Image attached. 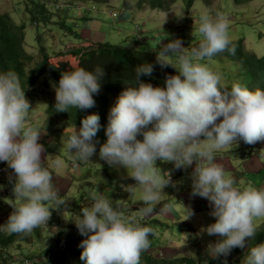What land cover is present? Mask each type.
<instances>
[{"label": "clouds", "instance_id": "9594fccd", "mask_svg": "<svg viewBox=\"0 0 264 264\" xmlns=\"http://www.w3.org/2000/svg\"><path fill=\"white\" fill-rule=\"evenodd\" d=\"M75 9L79 8L70 7L65 18L87 20L84 27L94 23L101 28L98 20L80 17L81 8L77 13ZM229 27L224 14L218 12L212 17L201 13L195 32L200 42L192 51L188 47L191 54L186 52L181 39L162 42L153 48L160 66H171L176 73L166 76V86L139 81L135 86L125 88L109 111L107 140L99 150L100 158L109 165L127 170L131 179L117 178L118 184H115L112 174L104 187L107 191H114L112 205L120 212L131 215L127 212L138 211L140 217L134 219L138 224L160 219L165 225L172 212L168 202H161V194L166 187H176L173 181L176 177L171 173L183 172L182 168L187 169L195 163L189 199L200 196L212 206L210 215L216 218L215 222L202 227L201 233L216 236L217 240L207 246L215 258L227 257L234 248H244L256 234V221L264 220V190L252 186L237 187L232 179L235 176H228L224 168L214 162L215 153L234 143L243 141L254 145L264 142V88L253 90L239 83H224L225 73L213 70L215 73L208 66L212 59L219 64L222 59L232 58L229 55L224 58L216 56L221 52L235 54V47H229L233 42L229 38ZM77 32L81 35L80 31ZM76 38L81 39V36ZM123 39L126 41L127 38L118 36V44ZM127 45L135 49L131 44ZM240 69L238 64V71ZM136 71L139 80L141 75L152 74L153 65H140ZM103 74L99 66L95 71H89L81 65L62 73L59 85L53 83L55 111L94 107L93 94L99 93ZM230 84L233 85L228 89L226 86ZM31 108L18 77L12 72L0 73V162H6L14 173L3 188L0 186V195L14 193V199L6 200L13 209L5 226L8 234L33 232L49 222L52 209L59 210L61 206L65 209L69 201L59 198L53 191L52 175L42 166L46 165L42 163L45 146L39 142L42 131L26 124ZM100 128L99 114L91 113L82 119L81 127L75 128L68 136L65 146L75 159L91 160L96 152L94 139ZM140 136L143 139H139ZM158 161L162 162L159 166L163 167L165 175L161 174ZM163 163H171L172 169ZM5 170L0 168V174L4 175ZM135 190L141 192L139 201L142 203L133 207L131 202L127 204L121 198V205H118L117 194L128 192L133 197ZM178 196L179 200L182 199L184 192ZM91 201L90 206L82 207L80 214H73L71 218L64 215L66 220L75 222L72 230L65 234L66 249L77 259L79 247L69 236H84L80 259L86 264H139L142 251L150 247L149 235L156 234L154 230L126 223L102 197L93 194ZM187 205L189 208L186 207L183 220L194 214L191 207H197ZM200 207L202 209L203 205ZM47 226L57 228L53 220ZM73 230L79 234L73 235ZM48 253L45 250L44 255H36L39 259H25L21 264H72L66 255H63V261L61 256H55L58 259L55 260L52 255H46ZM76 264H80L79 259ZM244 264H264V242L250 248Z\"/></svg>", "mask_w": 264, "mask_h": 264}, {"label": "rangeland", "instance_id": "374dc122", "mask_svg": "<svg viewBox=\"0 0 264 264\" xmlns=\"http://www.w3.org/2000/svg\"><path fill=\"white\" fill-rule=\"evenodd\" d=\"M43 1L47 2L51 12L48 18V30H46L45 24H42L40 27L30 26V15L25 12L26 8L22 0H0V15L6 13L11 14V17L18 24H22L23 21L28 22L26 49L29 54L37 58V62H42L36 40L40 32H43V35L46 36L45 42L48 45L49 53L52 57L51 63L55 65L65 63L69 60L72 67L79 66V62H77L73 56L72 58L69 57L72 51L77 49H84V51L95 49L98 47L96 42L102 43L108 41L112 44H118V36H123L124 38H129L131 41H134L132 36L134 35L136 39H138V42H136L138 45L136 43L134 45L131 43V45L134 48H138L142 46L146 40V36L142 34H153L152 30L164 40L181 39L186 46V52L191 54L188 47L198 41L196 40L198 37L195 35V32L201 13H206L215 17L218 12L224 14L228 19L230 25V40L239 41L244 37L246 38V47L250 53H254L259 57L264 56V0H253L250 3L242 5H238L235 0H212L210 6L203 4L201 1H197L190 11H187L183 1L179 0L168 12L153 10L149 5H146L143 9H138V0H112L109 4L104 3L98 5H95L93 2H88V0ZM72 6L79 9L81 8L80 17H89V15L95 17V20L101 23V28L95 26L94 23H92L91 26L84 27L87 20L65 18L68 13L67 11ZM84 6L85 8H82ZM79 9H75V13L79 12ZM112 11L115 12L114 15H112ZM61 21H64L67 27L73 28L74 31H80L81 39L76 38L75 35L62 28L59 24ZM117 25L121 26L118 27ZM180 26H184L183 28L187 27V32L184 36L182 32H179ZM98 29L100 30L98 31ZM182 30L183 29H181V31ZM121 43H125L124 39L121 40ZM60 54H65V56L59 57ZM219 64L212 59L208 66L212 71L219 70L221 74L237 75L238 64L235 63V60L232 58L222 59L219 61ZM242 72L244 73V69H242ZM44 80L46 79L40 81V88L45 87L43 85ZM222 80L227 84L243 83L240 79L230 80L226 75L225 77L223 76ZM50 82L51 94L48 99L56 98L53 83H55L56 86L59 85V83L52 78H50ZM112 100L111 107L116 103L117 98L114 97ZM47 107V100L41 98V100L38 101V103L36 102L33 108L29 110L26 119V124L28 126L42 131L40 143H42L41 140L48 134V129L45 128L48 124ZM56 124L57 126L53 127L54 135L48 137L49 142L54 146L55 150L49 152L43 144L45 146V159L42 163H45L49 167L50 173L51 171H55V174L52 176V184L55 185L53 186V191L57 196H61L59 198L69 200L67 208L64 209L63 206L59 210H51L52 215L48 223L53 220V225L57 228L47 226L48 223L44 224L29 233L33 236L29 243L20 242L23 243L22 250L24 254L21 253L18 243H15V245L11 247L9 252L18 255L14 261L15 263L25 260V255H34L33 259H39L36 255H44V251L48 250L49 253L46 255H52L51 257L53 259L58 260L56 257L59 258L61 256V260L64 261L63 255H66L69 260L72 261V264H76L77 259L74 258V253L72 251L66 249L65 241V234L72 230L71 226H74L75 222L74 220H66L64 215L71 218L73 214H80L83 206H90L92 202L91 196L93 194L108 200L112 205L115 200L114 191H107L105 189L112 178V174L115 184H118L117 178H130L125 168L111 166L105 160L101 159L99 150L97 149L95 154L91 157V160L80 161L75 159L74 154L70 153L65 145L68 140V133H73L75 128L78 130L80 127L68 122H60L59 120ZM56 135L58 138H56ZM251 151L253 152L251 153ZM262 153H264V142L248 145L240 141L239 144L234 143L228 148L215 153L214 162L222 166L228 176H235L232 179L236 182L237 187L245 188L252 186L259 189L258 186L264 187V154ZM57 161H59V164H57ZM0 163L5 164L6 169L5 172H3L4 175L0 174V186L3 188L4 184L6 185L10 181L9 176H14V173L6 162ZM157 163V166L162 169L161 174L165 175L163 167L159 166L162 162L158 161ZM194 164L187 169L182 168L183 172L176 171L175 173H171L172 177H176V179L173 180L176 182V187H166L161 194V202H168V204L171 205L170 211L173 213L177 211L181 214L182 218L178 220V217L176 218L172 213L163 212L169 213V216L165 223L164 230L160 234L159 246L148 250V253L151 254L154 259L171 260L185 256H197L196 252L198 247L202 245L206 250L210 243H214L217 240V238H214L216 236H209L206 233H201L202 227H206L215 222L216 219L210 215L212 206L209 201L200 196H194L193 199H189L188 193L192 192L191 173L195 167ZM256 165L260 166V169L257 171V174H254L250 169ZM118 170L120 172L119 175ZM181 192H184V196L179 200L178 195ZM140 193L141 192L135 190L133 197H131L128 192L117 194L118 205H121L120 200L122 198L127 204L131 202L133 207L138 206L139 203H142L139 201ZM11 198L14 199L13 191L5 195H0V230L2 231H5L8 215L13 211L12 207L6 203V200ZM82 198L83 202L80 205L81 208H79L75 202ZM187 204H193V206L197 205V207H191L194 214L190 219L183 220L185 218L186 207H188ZM201 205H203V208H198ZM112 206L121 214L126 223H133L135 218L140 217L136 209L127 212L131 215H126L122 213V210L120 212L115 205ZM190 225L193 226L190 229L193 234H198L197 232L201 234L200 240L192 243L188 242L187 237L189 234L186 232V228ZM261 229L264 230V220H257L256 232L259 230L261 231ZM36 232H38L37 236L35 235ZM72 234L76 235L79 234V232L73 230ZM208 248L210 253L213 252L210 247ZM244 249H246V246ZM239 254L240 248L237 247L234 248L227 257L223 255L219 257H221L223 262L227 261V264H236ZM139 264H147L142 254L140 255Z\"/></svg>", "mask_w": 264, "mask_h": 264}, {"label": "trees", "instance_id": "16d2710c", "mask_svg": "<svg viewBox=\"0 0 264 264\" xmlns=\"http://www.w3.org/2000/svg\"><path fill=\"white\" fill-rule=\"evenodd\" d=\"M95 5L98 4H107L111 0H90ZM179 0H138L137 5L138 9H143L146 5H149L153 10H160L162 12H168L171 10L172 6L175 5ZM187 11H190L193 6H195L197 1L203 2V4L210 6L212 0H182ZM253 0H235L238 5L250 3ZM24 7L26 8L25 12L30 15L31 25L40 27L42 24L46 25V30L49 28L48 18L51 15L49 6L46 1L43 0H22ZM97 9V8H95ZM68 12V11H67ZM95 20V17L89 15V19ZM90 19V20H91ZM63 20V19H62ZM50 21V20H49ZM62 28L73 33L77 37H80V33L74 31L73 28L67 27L64 21L59 23ZM179 27V32L184 34L187 32V27ZM181 29H183L181 31ZM27 31H28V22L23 21L22 24H18L12 17L11 14H1L0 15V73L12 72L14 73L21 84L22 89L25 90L26 98L30 101L31 107L33 108L34 104L44 98L48 102V121L45 126L48 129L47 136L41 140L42 144L46 146V150L49 152L54 151V146L49 142L48 137L54 135L53 127H56V122H68L77 127H81L82 119L91 114L98 113L100 116L101 128L97 133V136L94 139L96 144V149L100 150V147L103 143L106 142V127L108 123V114L111 109V104L113 98L120 95V93L129 86H135L139 81H144L146 83H151L154 86H166L165 78L169 74H175L176 70L171 67H161L156 59V52L153 51V48H157L161 45L162 42L168 43V40H164L159 37L156 32L152 30L153 34H142L145 37V43L142 46H139L135 49H130L127 44L134 45L138 42V39L134 35V41H131L129 38L126 39L125 43L112 44L111 42L99 43L98 47L95 49H90L84 51V49H77L72 51L69 57L72 56L79 62V65L86 68L89 71H95L99 66L103 69V76L100 79V91L99 93H94L95 105L94 107L87 109H74L70 108L69 112H56L55 103L56 98H50L51 94V82L50 78L57 81L61 78L62 73L71 70L72 66L68 60L65 63H60L55 65L51 63L52 57L49 53L48 45L45 42L46 36L43 35V32L37 35V45L42 57V62H37V58L28 53L26 49L27 45ZM179 33V34H180ZM178 35V34H177ZM159 37V38H157ZM195 44L189 46L190 51L192 49L198 48L199 38ZM134 42V43H133ZM138 45V43H136ZM229 47H235V54H230L227 51L221 52L216 56L224 58L226 56L232 57L235 60V63L241 66V69H244V73L240 69L237 75L225 74L230 80L240 79L243 83L242 86H246L250 89L264 88V56L259 57L246 48L245 38H241L239 41H233ZM65 54H60L59 57H63ZM214 56L213 58H215ZM229 57V58H230ZM144 64L153 65V72L151 75H141L139 80H137V67ZM215 72V71H213ZM217 73V72H215ZM42 79H46L43 82L45 87L40 88L39 84ZM223 85V84H222ZM233 84L227 85L228 89L231 88ZM225 86V85H224ZM112 95V96H111ZM31 108V109H32ZM72 133H68L70 136ZM56 138L57 135H56ZM143 139L142 136L138 137ZM203 138V137H202ZM253 151H251L252 153ZM250 153V154H251ZM249 154V156H250ZM43 165V164H42ZM167 165L168 169H172V165L169 163H163ZM47 165H43V167ZM248 167V166H247ZM0 168H5V164L0 163ZM260 169V166L251 167L250 171L254 174H257V171ZM55 171H51L53 176ZM264 183V181H263ZM13 185V183H11ZM52 186H55L52 184ZM259 189L264 190V187L258 186ZM60 197V196H58ZM83 202V198L79 201H76V205L80 207ZM76 206V207H77ZM62 207V206H61ZM157 210L154 209V212ZM172 212V211H171ZM10 215V214H9ZM8 215V217H9ZM172 215L178 220H181L182 216L177 211L172 212ZM134 226L140 227H150L156 233L155 235H149L148 239L150 240V247L142 251V255L147 264H223L221 257L215 258L213 252H209L207 248L204 251V247L197 248V257L195 256H185L181 258H175L171 260L167 259H154L151 254L148 253V250L157 248L159 246L160 234L163 232L165 225L161 224L160 219H154L151 222L139 224L134 222ZM184 225V224H182ZM171 226V224H170ZM190 225L186 228L188 232V242L192 243L197 240H200V232L198 234H193L191 232ZM79 247V254H77V259L80 260V264H86L85 261L80 259L83 249L80 247L83 237L69 236ZM68 237V238H69ZM215 238V237H214ZM264 230L257 231L255 236L246 243V249L240 248V254L237 258L236 264H244L245 258L249 254V250L252 246H255L259 243L264 242ZM32 239L30 234H8L7 231L0 230V263L3 264H14L18 255H14L9 250L15 243H18L21 253H23L22 247L23 243H29ZM71 245V243H70ZM24 254V253H23ZM26 259H33L34 256L25 255ZM22 260L20 263H23Z\"/></svg>", "mask_w": 264, "mask_h": 264}, {"label": "built area", "instance_id": "2783aa9c", "mask_svg": "<svg viewBox=\"0 0 264 264\" xmlns=\"http://www.w3.org/2000/svg\"><path fill=\"white\" fill-rule=\"evenodd\" d=\"M25 264H36V263H34V262H26Z\"/></svg>", "mask_w": 264, "mask_h": 264}]
</instances>
